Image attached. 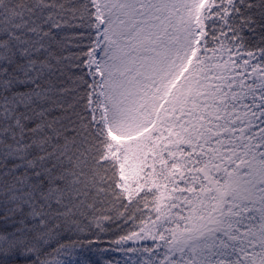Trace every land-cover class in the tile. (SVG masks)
Segmentation results:
<instances>
[{"label":"trees","instance_id":"1","mask_svg":"<svg viewBox=\"0 0 264 264\" xmlns=\"http://www.w3.org/2000/svg\"><path fill=\"white\" fill-rule=\"evenodd\" d=\"M195 4V23H170L154 74L134 85L115 67L116 93L143 83L166 93L154 123L119 142L89 109L92 0H0V264H47L73 248L90 264H122L132 251L144 264H197L173 252L179 236L160 224L178 214L170 197L215 194L210 181L238 164L211 150L227 156L234 142L247 167L255 155L250 172L264 186V0ZM119 151L136 169L130 191ZM229 197L213 203L190 245L204 240L205 264H264V197L230 208Z\"/></svg>","mask_w":264,"mask_h":264},{"label":"rangeland","instance_id":"2","mask_svg":"<svg viewBox=\"0 0 264 264\" xmlns=\"http://www.w3.org/2000/svg\"><path fill=\"white\" fill-rule=\"evenodd\" d=\"M92 2L96 8L99 30L94 50L88 62L90 76L94 82L89 109L95 122L102 121L100 111L103 112V120L108 129L116 140L122 142L134 136L133 134L146 130L154 123L166 93L161 86L152 87L148 83L116 93L112 89L115 67L120 68L123 80L134 85L137 82L133 79H143L154 74L157 71V65L153 58L161 53L162 44L171 34L170 23L180 20L181 28L195 23L196 12L191 7L198 0H92ZM202 36L203 34L200 32L195 33L196 39L202 38ZM189 71L188 65L183 66L179 77ZM239 140L242 142L240 137ZM235 143L237 144V142L232 144L234 148H230V156L222 154V145L215 146L217 154L211 150V156H215L221 161L224 159L227 162L237 160L238 168L234 169L235 173L232 171L233 165H231V174L233 173L230 176L231 180H229L230 177L224 176L219 178L221 184H215L211 180V189L213 188L215 194L206 199L196 196L189 199L187 195L182 197L178 194V197H170L172 207L177 206L178 214L174 216L168 214L167 218H174L172 223L165 224L163 221L160 223L165 226V233L172 230L175 236H179V242L176 243L173 252L183 256L190 254L197 264H205L203 248L205 242L200 239L195 245H190L193 243L191 232L200 221L207 219L211 212H214L213 203L218 201L217 206L221 209V198L224 192L230 193V197L224 204L229 208L231 205L237 206L243 196L251 203L264 197V186H260V178L257 179L258 172L256 170L250 172L252 167L255 168L253 166L257 160L255 155L250 158L251 167H247L248 164L244 163L243 157H239V147H235ZM234 150L238 152L234 153ZM119 162L120 179L124 183L126 179L128 180L124 188L130 191L136 169L134 167L126 169L127 162L122 151H119ZM215 163L217 162L215 161ZM242 169L250 173L247 178L243 179L242 177V180L239 181L237 177ZM236 191L241 194L242 198L239 199ZM127 198L131 199L130 193ZM142 253V251H132L123 254L119 263L144 264L145 258L142 257ZM87 255V252L73 248L64 251L61 258L47 264H90ZM91 259L93 261L91 264H108L99 261L95 256ZM222 263V260L219 259L207 262V264Z\"/></svg>","mask_w":264,"mask_h":264}]
</instances>
